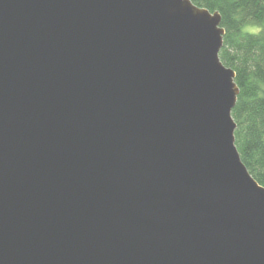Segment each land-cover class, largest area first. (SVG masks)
Here are the masks:
<instances>
[{
  "label": "water",
  "instance_id": "water-1",
  "mask_svg": "<svg viewBox=\"0 0 264 264\" xmlns=\"http://www.w3.org/2000/svg\"><path fill=\"white\" fill-rule=\"evenodd\" d=\"M218 11L0 0V264H264Z\"/></svg>",
  "mask_w": 264,
  "mask_h": 264
},
{
  "label": "trees",
  "instance_id": "trees-1",
  "mask_svg": "<svg viewBox=\"0 0 264 264\" xmlns=\"http://www.w3.org/2000/svg\"><path fill=\"white\" fill-rule=\"evenodd\" d=\"M221 15L220 59L236 73L239 95L232 117L240 157L264 186V0H191Z\"/></svg>",
  "mask_w": 264,
  "mask_h": 264
}]
</instances>
